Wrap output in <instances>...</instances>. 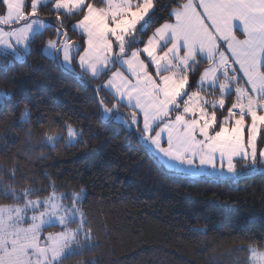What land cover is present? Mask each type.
<instances>
[{
  "label": "snow or ice",
  "instance_id": "1",
  "mask_svg": "<svg viewBox=\"0 0 264 264\" xmlns=\"http://www.w3.org/2000/svg\"><path fill=\"white\" fill-rule=\"evenodd\" d=\"M159 2L0 0V71L26 63L41 41L43 56L91 87L99 121L121 126L168 175L215 184L264 176V0H169L166 21L144 40ZM20 103L0 90V114ZM19 121L32 124L27 103ZM56 128L44 133L52 148L83 141L73 122ZM16 171H0V264H69L96 246L83 185L47 177L35 187ZM244 242L247 264H264V238Z\"/></svg>",
  "mask_w": 264,
  "mask_h": 264
},
{
  "label": "trees",
  "instance_id": "2",
  "mask_svg": "<svg viewBox=\"0 0 264 264\" xmlns=\"http://www.w3.org/2000/svg\"><path fill=\"white\" fill-rule=\"evenodd\" d=\"M168 3L156 5L144 40L166 21L161 5ZM48 14L41 16L54 21ZM42 48L37 41L26 63L6 76L0 71V90L21 101L0 114V171L15 168L17 181H35V187H46L51 177L62 189H87L96 246L69 264H247L244 238H264V176L215 184L168 175L121 126L99 121L91 87L60 71ZM24 103L32 109L31 126L19 121ZM65 121L83 128V141L46 145L52 122L59 130ZM193 223L207 225V236H195Z\"/></svg>",
  "mask_w": 264,
  "mask_h": 264
},
{
  "label": "rangeland",
  "instance_id": "3",
  "mask_svg": "<svg viewBox=\"0 0 264 264\" xmlns=\"http://www.w3.org/2000/svg\"><path fill=\"white\" fill-rule=\"evenodd\" d=\"M49 16L51 17V15H50V14H48V15H47V17H49ZM41 18H43V17L41 16ZM43 19H44V18H43ZM51 231H56V230H51Z\"/></svg>",
  "mask_w": 264,
  "mask_h": 264
}]
</instances>
